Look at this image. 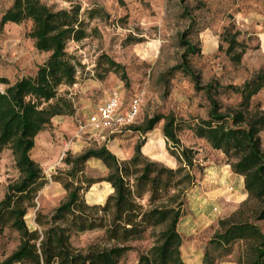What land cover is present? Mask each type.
Listing matches in <instances>:
<instances>
[{
	"label": "trees",
	"instance_id": "1",
	"mask_svg": "<svg viewBox=\"0 0 264 264\" xmlns=\"http://www.w3.org/2000/svg\"><path fill=\"white\" fill-rule=\"evenodd\" d=\"M2 12L0 26L31 21L27 33L39 52H48L33 74H27L0 89V152L8 149L14 159L18 177L7 184L0 198V232H17L18 244L0 264H121L129 252H136V264H188L182 252L184 238L179 224L187 211L190 191L196 185L193 168L195 150L181 143V125L174 113H155L140 125L130 128L143 134L127 159H120L106 145L90 147L79 154L67 152L63 162L67 169L52 175L62 184L66 196L50 212L35 210V226L26 215L36 208L40 189L48 182L39 162L32 156L36 137L52 124L54 117L71 115L75 106L63 86L77 82L81 62L68 51L70 41L90 35L88 20L98 9L81 12V5L55 9L42 0H9ZM234 24L224 27L221 40L227 43V55L240 63L246 45L238 39ZM185 47L180 63L166 74L183 71L205 94L209 104L206 117L189 124L195 136L212 148L221 150L231 171L243 178L246 197L231 215L219 219V229L208 241L203 264H218L239 245L237 264H264V108L253 103V97L264 90V67L240 84H223L211 80L202 84L194 72L191 57L201 52L198 42L182 39ZM107 70L121 72L127 80L124 65L105 56ZM133 94L132 96H134ZM131 96V97H132ZM236 96L237 100L225 102ZM164 120L162 132L172 143V154L179 165L170 167L148 158L142 152L145 134ZM91 158L101 160L108 169L96 179L85 171ZM106 181L112 189L104 203H90L86 192L96 182ZM101 230L102 241L84 247L73 238L87 231ZM148 236L152 243L141 249L133 244ZM215 254V255H214Z\"/></svg>",
	"mask_w": 264,
	"mask_h": 264
},
{
	"label": "rangeland",
	"instance_id": "2",
	"mask_svg": "<svg viewBox=\"0 0 264 264\" xmlns=\"http://www.w3.org/2000/svg\"><path fill=\"white\" fill-rule=\"evenodd\" d=\"M55 9L69 8L73 3L81 5L83 16L88 9H98L88 20L90 35L80 41H70L68 51L74 53L82 66L77 82L63 86L69 92L75 106V114L82 118L96 105L106 100L114 89L120 90L121 107L124 110L133 94H141L143 103L137 118L113 134L111 128L86 131L67 145L75 133L77 122L71 115H62L36 137L32 156L39 162L48 177L36 198V208L26 215L30 227L35 226V210L50 213L66 196L62 184L52 179L59 169H67L63 162L67 152L79 154L90 147L106 144L120 159L134 153L135 144L143 134L131 126L140 125L155 113H174L181 129V143L195 152L196 185L190 191L187 211L179 229L184 238L182 252L188 264H203L208 241L219 229V219L228 217L238 207L244 196L243 178L231 171L221 150L212 148L204 139L188 128L201 117L207 116L208 101L203 92L195 89L194 82L183 71L166 74L182 60L185 49L182 39L198 42L201 52L191 57L190 63L202 84L218 80L223 84H240L264 67V0H42ZM10 4L0 0V18ZM234 24L240 34L238 39L246 45L240 63H234L227 55V43L221 40L224 27ZM31 21L6 23L0 26V78L13 83L17 78L33 74L46 59L48 52H39L27 33ZM105 56L124 65L127 80L121 72L107 70ZM7 83L0 81V89ZM225 102L237 100L236 96ZM253 103L264 108V90L256 94ZM164 120L145 134L147 142L142 152L148 158L170 167L179 165L172 154V143L162 132ZM264 146V129L261 132ZM85 171L101 179L108 169L101 160L91 158ZM19 173L8 149L0 152V198L7 184ZM112 192L106 181L92 185L85 196L90 203H104ZM264 230V220L260 221ZM101 230L76 235L73 242L84 247L102 241ZM152 240L146 236L133 244L141 249L149 247ZM18 234L10 229L0 232V261L17 246ZM239 245L228 255L217 259L218 264H237ZM215 255V254H214ZM136 252H129L121 264H136ZM21 264V263H15Z\"/></svg>",
	"mask_w": 264,
	"mask_h": 264
},
{
	"label": "built area",
	"instance_id": "3",
	"mask_svg": "<svg viewBox=\"0 0 264 264\" xmlns=\"http://www.w3.org/2000/svg\"><path fill=\"white\" fill-rule=\"evenodd\" d=\"M120 90L114 89L109 97L96 105L95 109L86 114L85 117L75 116L77 127L75 133L69 138L67 145L72 144L75 138H80L86 131L98 132L105 127L111 128L113 134L121 132V127L127 123L133 122L143 103L141 94H135L129 100L127 107L122 110Z\"/></svg>",
	"mask_w": 264,
	"mask_h": 264
},
{
	"label": "crops",
	"instance_id": "4",
	"mask_svg": "<svg viewBox=\"0 0 264 264\" xmlns=\"http://www.w3.org/2000/svg\"><path fill=\"white\" fill-rule=\"evenodd\" d=\"M58 117H59V116L54 117L53 120L57 119ZM243 194H244V196H246V193H245V192H244Z\"/></svg>",
	"mask_w": 264,
	"mask_h": 264
}]
</instances>
